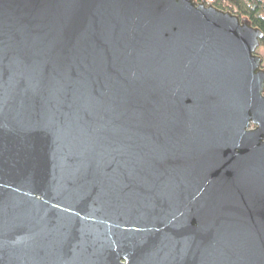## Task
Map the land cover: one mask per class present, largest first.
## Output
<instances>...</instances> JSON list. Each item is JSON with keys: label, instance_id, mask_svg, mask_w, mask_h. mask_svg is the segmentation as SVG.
<instances>
[{"label": "water", "instance_id": "1", "mask_svg": "<svg viewBox=\"0 0 264 264\" xmlns=\"http://www.w3.org/2000/svg\"><path fill=\"white\" fill-rule=\"evenodd\" d=\"M262 37L195 0H0V264H264Z\"/></svg>", "mask_w": 264, "mask_h": 264}, {"label": "trees", "instance_id": "2", "mask_svg": "<svg viewBox=\"0 0 264 264\" xmlns=\"http://www.w3.org/2000/svg\"><path fill=\"white\" fill-rule=\"evenodd\" d=\"M209 4L208 0H195ZM212 6L230 11L241 19H247L251 25L258 28L263 37L260 41V48L264 51V0H212Z\"/></svg>", "mask_w": 264, "mask_h": 264}, {"label": "rangeland", "instance_id": "3", "mask_svg": "<svg viewBox=\"0 0 264 264\" xmlns=\"http://www.w3.org/2000/svg\"><path fill=\"white\" fill-rule=\"evenodd\" d=\"M209 4L212 5V0H208L207 1ZM224 11V10H223ZM256 54L259 55L260 57H262L263 61H262V68L264 69V51L259 47L257 50H256Z\"/></svg>", "mask_w": 264, "mask_h": 264}]
</instances>
